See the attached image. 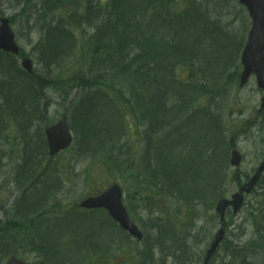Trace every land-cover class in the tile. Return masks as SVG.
<instances>
[{"label": "rangeland", "instance_id": "obj_1", "mask_svg": "<svg viewBox=\"0 0 264 264\" xmlns=\"http://www.w3.org/2000/svg\"><path fill=\"white\" fill-rule=\"evenodd\" d=\"M107 1L0 0V15L9 19L21 54L32 60V76L43 95L39 98L37 116L30 122L25 141L34 144L44 139V129L61 117L66 118L72 135V145L66 151L51 159L46 151L42 157L37 156L28 171L30 181L22 184L18 168L24 162L25 141L10 126L8 138L0 143V236L3 234L0 249H8L10 254L27 264H51L54 256V264H202L205 250L220 224L213 209L215 201L234 193L264 157V109L259 110L262 93L256 87L254 77L243 88H239L237 82L228 88L225 79L222 85L225 83L226 89L222 92L207 87L206 95L187 115L204 112L216 116L222 130L218 141L210 138L212 131L208 132L205 126L211 120L207 117L202 119L198 114L184 128L178 126L180 122H170L169 119L165 130L154 134L149 132L145 123L139 122V117L130 115L128 106L120 107L115 103L109 109L99 99L82 103L85 92L79 87L71 92L68 90L66 95L52 84V80L56 81L55 73L52 78L51 71L42 67L35 50L36 44L44 37L43 24L55 21L59 13H49L47 10L44 14L43 8H48L54 2L57 8L73 12L75 7L100 5L103 8L100 19H103L106 17L104 6ZM195 2L196 7L198 3L201 4L199 11L202 15L206 14L212 23L217 24L227 43L231 40L236 42L229 52L240 74V54L250 27L246 10L237 0ZM184 4L183 1H175L174 8L180 9ZM97 20H92L90 24L80 23L75 35L82 34L85 40L95 30ZM188 22L186 30L191 31L194 38L186 40L184 37V45L189 52L197 54L204 50L199 39L201 34H198L203 26L198 17ZM161 31L169 37L170 33L165 27ZM239 43L242 45L240 50ZM208 47L211 46L206 44L205 51ZM216 50L212 49V56L219 54ZM202 53H199L200 57ZM19 63L20 58H15L14 64L19 67ZM178 72V78L183 83L192 84L188 80V73L182 70ZM91 74L95 73L80 66V71L74 76L75 86L89 79ZM70 82L71 79L60 81ZM94 93L97 92L92 90L87 96L92 97ZM110 94L113 98V93ZM86 109L90 114L80 122L81 133L100 131L93 143L89 141L87 144L81 141L76 125L77 116L83 117L79 111ZM119 110L122 117L118 118ZM174 132L176 135L172 134ZM113 144L118 149L110 151ZM38 145L42 150L41 142ZM232 148L243 156L236 173L228 166ZM114 159L120 164L118 172L110 164L115 163ZM156 164H168V167ZM211 164H226L222 170L226 181L222 182L218 195H211L212 188L208 185L215 174L212 173L216 171ZM190 165L194 166L198 175L189 187H185ZM164 171V181L170 189L159 181L157 173ZM46 172L52 173L49 180L44 179ZM28 176L26 172L24 178ZM115 182L123 192V204L128 215L143 234L141 242L121 234L109 224L102 231L98 226L93 227L94 222L107 226L101 221L100 212L86 213L79 208L84 199ZM29 184H32L29 186L30 192L39 190L45 198L41 199L42 204L35 211L22 217L17 215L16 209L23 190ZM173 186L182 192H169ZM40 193L31 194L30 203L38 204ZM201 193L206 196L198 198ZM261 194L264 195V178L245 198L238 214L227 213L223 226L224 239L208 264H264V203ZM161 229H165V234L160 232ZM34 230L35 237L44 242L34 240ZM109 245V248H105ZM186 245L183 251L181 247ZM4 256L0 251V264L6 259Z\"/></svg>", "mask_w": 264, "mask_h": 264}, {"label": "trees", "instance_id": "obj_2", "mask_svg": "<svg viewBox=\"0 0 264 264\" xmlns=\"http://www.w3.org/2000/svg\"><path fill=\"white\" fill-rule=\"evenodd\" d=\"M175 1H183L185 7L175 9ZM200 9H202L201 4L198 3L196 7L195 0H108L104 6L106 17L100 19L103 10L100 5L75 7L74 11L70 12L57 8L52 2L51 6L43 8L44 14L47 10L49 13L57 11L59 13L55 21L42 26L44 37L35 47L38 61L44 69L51 71L52 78L53 72L55 73L56 81L52 80V84L66 95L68 90L71 92L78 87L82 88L85 92L82 103L89 99L92 102L99 99L109 109L111 106L114 107L115 103L120 107L128 106L130 115L133 118L134 115L136 118L139 117V122L145 123L149 132L154 134L163 132L170 122H180L178 126L182 127L195 116L187 113L206 95L207 87L211 86L216 92H222L226 89V84L222 85L224 79L228 88L234 86L238 79L239 67L234 65L229 52L236 42L231 40L227 43L226 36L222 31L220 34L217 24L212 23L206 14L202 15ZM194 17H198L203 26L202 31L198 32L201 34L199 39L204 49L201 51L203 52L201 57L199 56L201 52L197 54L189 52L183 41L184 37L186 40L194 38L191 36L193 33L186 30L189 27L187 26L189 22L186 21ZM94 19H99L95 23L98 25L94 33L85 39L86 41L83 40L82 34L75 35L80 23L90 24ZM164 27L170 33L169 37L162 34L161 30ZM206 44L211 47L205 51ZM241 47L239 43V50ZM213 48L219 52L217 56L211 55ZM14 61L15 58L12 56L0 53V143L8 138L11 125L22 135L20 139H23V142L28 138L30 122L32 123L33 117L37 116L39 98L43 96L38 82L33 76H27L14 64ZM80 66L95 74H91L89 79L75 86L74 76L80 71ZM231 66H234V69L230 70ZM177 70L188 73V80L192 84L183 83L178 78ZM26 79L29 81L24 82ZM65 79H71L74 84L60 83ZM92 90L97 93L92 97L87 96ZM101 90H105L104 93H100ZM110 93H113V98ZM86 110L79 111L83 114L81 118L76 114L77 118L79 117L76 125L81 141L87 144L89 141L93 143L100 131L92 134L81 133L80 122L86 120L90 114L89 110ZM117 113H119L118 118L122 117L120 110ZM201 114L211 120L205 126L207 131H212L210 138L214 137V140L218 141L222 132L220 121L213 114L204 112ZM169 119L171 121L167 122ZM39 142L42 144V150L39 149ZM212 143L214 144V141ZM117 149L113 144L110 151ZM44 153L45 145L42 139L34 144L25 141L24 162L18 168L22 176V184L30 181L28 171L34 165L32 162L37 156L42 157ZM110 164L116 169L115 171H120L118 160ZM158 165L168 167V164H156ZM211 165L216 171L212 173L215 174L208 185L212 188L211 195H218L222 182L226 181V177L222 174L226 164ZM217 169H220V173ZM26 172L27 179L24 178ZM157 174L161 185L170 189L164 181L165 171ZM197 175L194 166L190 165L187 168L184 186L189 187ZM43 176L45 180H49L52 173L46 172ZM30 185L32 184L27 185L23 190L19 198L20 205L16 209L17 215L22 217L28 212L35 211L41 204V202H38V205L30 203L31 188L26 190ZM202 187H204L203 182ZM169 192L182 191H178L173 186ZM203 196L206 195L201 193L197 197ZM260 196L264 203V195ZM42 198L45 196H40V200ZM1 238L3 234L0 236V241ZM39 241L44 242L41 239ZM109 247L110 245L105 248ZM0 251L5 256L10 254L6 248ZM53 260L51 264H54Z\"/></svg>", "mask_w": 264, "mask_h": 264}, {"label": "water", "instance_id": "obj_3", "mask_svg": "<svg viewBox=\"0 0 264 264\" xmlns=\"http://www.w3.org/2000/svg\"><path fill=\"white\" fill-rule=\"evenodd\" d=\"M244 6L251 19L245 46L241 53L242 72L239 78V86L246 84L251 75H255L256 85L262 90L263 96L260 99V108H264V0H238ZM9 22L6 19L0 20V50L17 55L19 49L14 42V35L9 28ZM21 66L27 73L32 72V63L29 59L23 58ZM48 149V155L54 156L58 152L66 149L71 144V135L65 118L45 129L44 131ZM229 164L238 168L242 157L237 150H232ZM264 172V162L260 164L250 180L240 187L239 191L231 196V199H220L215 207V211L220 215V221L223 222L225 210L231 206L236 214L242 203L243 194H248L255 187ZM122 193L118 185H112L105 192L97 197H91L84 200L80 206L86 209L103 208L109 216L137 240L142 238L141 232L130 220L125 208L121 202ZM224 231L220 229L211 242L206 252L203 264H207L212 254L223 239ZM6 264H25L16 257H11Z\"/></svg>", "mask_w": 264, "mask_h": 264}]
</instances>
